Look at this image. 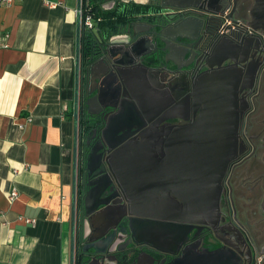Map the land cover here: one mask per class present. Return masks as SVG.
Segmentation results:
<instances>
[{
  "label": "flooded vegetation",
  "instance_id": "obj_1",
  "mask_svg": "<svg viewBox=\"0 0 264 264\" xmlns=\"http://www.w3.org/2000/svg\"><path fill=\"white\" fill-rule=\"evenodd\" d=\"M144 1L142 5L149 6L150 13L122 35L131 38L135 32L143 31L156 45L143 61L148 70L142 71L144 73L141 78L138 67L129 68L124 75L130 84L136 77L141 82L145 81L150 97H162V94L177 96L176 107L170 110L148 107L144 119L146 126L138 132H135L140 125L138 122H123L120 126L134 125L131 137L137 139L141 135L152 152L136 157L123 155L120 161L112 165L111 171L102 164L89 176L86 165L91 148L102 153V160L106 155L105 148L99 143L100 132L104 127L102 112L99 113L100 108L92 101L89 106L86 104L95 95L94 90L98 89L91 80L105 74V86L113 80L112 73L121 68L112 65L107 58H103L104 65L101 64V43L82 67L79 57V75L84 91L78 97L80 125L75 195L84 236L80 245L81 255L84 252L81 260L86 264L95 256L94 249L89 248L91 242L88 238L96 236L101 230L99 226L93 231L83 209V197L90 189L88 184L96 183V191L100 196L94 202H89V205L107 203L106 212H113L112 223L116 215L126 214L118 224H114V230L106 234L109 236L115 233L106 254L112 264H168L193 248L208 251L231 249L240 256V264H264V34L247 26L253 0ZM121 2L115 0L113 6ZM183 5H196L199 9L187 10L180 17L177 14L181 12L177 7ZM167 13L176 15L167 20L163 18ZM205 17L209 18L208 25L204 23ZM188 18L195 30L183 34L194 39L195 45L189 48L186 56V49L176 44H168L169 52L163 51L165 45L156 40L153 31L148 30L158 24L162 28L171 29ZM166 33L171 36L169 30ZM226 35L232 36L233 43L215 48L214 40H223ZM240 39L245 41L243 49L235 44ZM231 60L236 61L239 71L242 69V87L246 89H239L236 94L238 108L233 117L235 122L231 125L237 153L229 162L227 152L230 125L226 110L221 109L220 116H213L211 109L205 105L206 101L202 99L199 85L205 80L207 83L214 81L220 77L221 72L232 71ZM242 61L243 65L240 64ZM94 64L86 81L85 68ZM214 64H220L221 70H212L210 67ZM158 82L169 83L161 89ZM211 85L206 84V87ZM103 86L101 89L104 90ZM231 86L230 80L226 84L222 80L218 85L220 90ZM91 90L92 94L88 95ZM101 103L109 105L113 101L102 98ZM88 110L97 114L90 115ZM105 113L115 112L107 108ZM107 141L115 142L109 137ZM197 143L205 145L201 153H195L197 150H194V146ZM114 158H111V162ZM130 158L141 161L132 170V175L129 171ZM135 197L140 199L138 203ZM104 208V205H100L97 210ZM129 209L136 215H130ZM149 215L167 219L151 218ZM173 218L176 221L171 220ZM144 221L175 224L178 230L176 242L185 235L176 252H161L150 244L138 242V238L132 236L130 227ZM102 222L106 224L108 221ZM163 248L171 250L170 247Z\"/></svg>",
  "mask_w": 264,
  "mask_h": 264
},
{
  "label": "crops",
  "instance_id": "obj_2",
  "mask_svg": "<svg viewBox=\"0 0 264 264\" xmlns=\"http://www.w3.org/2000/svg\"><path fill=\"white\" fill-rule=\"evenodd\" d=\"M78 4L0 1V264H83L72 196L76 97L84 91Z\"/></svg>",
  "mask_w": 264,
  "mask_h": 264
},
{
  "label": "water",
  "instance_id": "obj_3",
  "mask_svg": "<svg viewBox=\"0 0 264 264\" xmlns=\"http://www.w3.org/2000/svg\"><path fill=\"white\" fill-rule=\"evenodd\" d=\"M108 5L111 6V4L115 0H104ZM121 1H131V0H121ZM178 1V0H177ZM215 2H218L219 0H214ZM177 9L180 10L181 13H178L180 17H182V14L186 12L187 10H198L199 8L196 5H183L180 7H177ZM249 21L247 22V26L251 28L252 30L259 31L264 34V0H253L252 8L249 11ZM174 15L172 13H167L163 15V18L169 20ZM141 22V20H140ZM205 25H208L209 18L205 17L204 19ZM136 26V25H135ZM148 30L153 31V34L155 35L156 40L161 42L165 45V47L162 49L163 51H168V44H176V46L183 47L186 49V54L189 52V48L193 47L195 45V40L191 37L184 35L183 32H194L192 21L188 19H183L178 23V25L172 27L171 29H165L162 28V25H156L153 26L152 29L148 28ZM171 32V36L167 35L166 31ZM147 31V30H146ZM176 41V42H175ZM233 43L232 36L226 35L223 40H214L213 46L216 48H220L222 45ZM236 45L239 46V49L245 48V41L244 39H240L236 41ZM154 45H156V42H152L150 38H148V35L146 32L143 31H137L134 33V35L131 38H128L125 35H116L108 39L104 44L101 46L100 54L102 55V58L99 59L102 65L103 58H107L112 65H118L121 69H117L112 73L113 80L109 82V84L103 86V84L106 81L105 74H102L100 77L94 78V80H91L92 83L96 84L98 86L97 90H94L96 93L90 99L87 101V106H89V102L92 101L95 106H98L100 108L99 113L102 115V122L104 127L102 128L100 132V140L99 143L101 144L102 148H105L104 154L105 158L102 160V153H99L98 149L92 147L88 159H87V165L86 170L88 171V175L91 176L95 171L99 169V167L104 164L108 167V170L111 171L112 165L114 163H117L121 160L122 156L124 155H133L134 157L139 156L143 153H151L152 151L149 150V147L147 143L144 141L143 137L141 135H138L139 137L136 139L135 137H131L133 134L132 128L134 125L130 126H120L123 122L128 120V122L136 121L140 125L137 126V131L141 130L143 127L146 126L145 122V110L147 108H165V109H172L176 107V99L177 96H167V95H161L162 97H150V93L148 91L146 82H141L139 80L141 78V74L144 73L142 71H147L148 67L143 64L144 59L150 55V52L152 49H154ZM79 56V55H78ZM78 56H77V84L80 81V75H79V62H78ZM182 56L183 58H185ZM232 62V71L230 72H221V75L219 78L214 79V81H202L201 86L199 85V88L201 90V96L204 101H206L205 105L208 106V108L211 109L213 116H217L220 114L221 109L226 110L227 113V121L229 126V144H228V152H227V160L230 162L235 156H236V144L233 140V127L231 123L235 119L233 117L236 116V111L238 108V100H237V92L239 89L244 90L246 87H242V82L244 79V75L241 72L242 69L239 71L237 67V63L235 60H231ZM241 65L244 64V61L240 62ZM94 65H89L85 68V74L84 79L88 81L89 79V73L93 71ZM140 69V78L135 79L132 84L127 83V80L125 78V73L128 71V69ZM212 70L219 71L221 70L220 64H214L210 67ZM181 68H177V70H180ZM237 70V71H236ZM123 71V72H122ZM123 73V74H122ZM102 77V78H101ZM139 80V81H137ZM218 80V82H217ZM224 81L226 84L229 80L231 81V87L224 88L220 90L218 85L220 86L221 81ZM161 87V89H164V87H167V83L169 82H158ZM223 83V82H222ZM206 84H212L209 88L206 87ZM101 86L104 87V90L101 89ZM100 87V88H99ZM128 90V92H127ZM93 90L88 92L89 94H92ZM165 92V91H164ZM130 93V94H129ZM166 93V92H165ZM168 94V93H166ZM82 95V94H81ZM78 94L76 97V103H78ZM102 98L104 99H110L113 101V104L104 105L102 102ZM113 109L115 113H104V111L107 109ZM88 113L90 115H96V112L88 110ZM145 117H143V115ZM220 116V115H219ZM203 118V117H202ZM168 120V119H167ZM77 125V123L75 122ZM76 127V126H75ZM126 131V132H124ZM125 133L127 135H125ZM129 133V134H128ZM107 137L114 139L115 142L109 143L107 141ZM135 140V142H131V140ZM78 141V140H77ZM75 139L74 143V176L76 177V174L78 173V169L76 168V159H77V145L78 142ZM104 142V145H103ZM77 144V145H76ZM89 144V142L87 143ZM205 147V145H202ZM198 143L196 146H194V150L196 149L195 153H201V148ZM151 149V148H150ZM114 158V161L111 162V158ZM110 158V159H109ZM129 171L130 174L132 170L134 171L136 169L137 165H140L141 161L137 160L136 158H130L129 160ZM120 165V164H119ZM77 171V172H76ZM132 175V174H131ZM130 178V175H129ZM75 184V183H74ZM96 183H89L88 186L90 189L88 192L84 195L83 200L85 201V207L83 208L85 211V218H87L90 221L91 228L93 231L96 229V227H101L100 232L94 236L89 237L88 240L91 242V245L89 248L94 249L95 256L91 257L90 260L86 264H112V260L107 257L108 247L113 242L115 233H112L109 236H106V234L114 230L115 223H119L120 220L124 218L126 215L118 214L116 215L114 219V223H112V213L106 212L108 205L107 203H92V205H89V202H94L95 200L99 199V192L96 191ZM132 184L130 183L129 186ZM73 196V205L75 208V189H74V195ZM136 203L140 201V199L135 197ZM100 205H104V209L97 210V208ZM133 208L134 205L132 206ZM106 209V210H105ZM105 210V211H104ZM124 210V209H123ZM165 210V209H164ZM162 210V211H164ZM129 214L131 213L129 209ZM109 215V216H108ZM151 218H158V219H167L166 217L156 216V215H149ZM148 216V217H149ZM169 219V218H168ZM95 220H98L94 222ZM108 221L106 224H103L102 221ZM171 220H175L176 218H173ZM130 231L133 237L138 238V242H142L147 244H150L154 249L161 252H168V253H175L176 249L178 248L179 244L182 242V239L185 235L178 239V242H176V225L170 224L168 222H153V221H144L139 222L137 225H131ZM170 247L171 250H166L163 247ZM89 248L85 249L87 251ZM84 252H82L81 259H83ZM241 258L238 256L237 252L231 249L227 250H199L198 248H193L185 253L182 254L179 258L174 259L168 264H240Z\"/></svg>",
  "mask_w": 264,
  "mask_h": 264
},
{
  "label": "trees",
  "instance_id": "obj_4",
  "mask_svg": "<svg viewBox=\"0 0 264 264\" xmlns=\"http://www.w3.org/2000/svg\"><path fill=\"white\" fill-rule=\"evenodd\" d=\"M92 7L91 14L97 18L99 16L101 21L97 23L96 31H84L83 29L80 31V49L78 54V59L80 57L81 62L80 67L85 65L87 58L97 51L100 43L102 45L113 36L128 33L133 24L144 19L150 13L149 6L135 3H120L109 10H101L99 4H93ZM77 124L79 127L80 115Z\"/></svg>",
  "mask_w": 264,
  "mask_h": 264
},
{
  "label": "built area",
  "instance_id": "obj_5",
  "mask_svg": "<svg viewBox=\"0 0 264 264\" xmlns=\"http://www.w3.org/2000/svg\"><path fill=\"white\" fill-rule=\"evenodd\" d=\"M3 2V0H0ZM5 2H8V0H5ZM133 2V0L131 1H122L121 3L123 4H129ZM114 3L110 5H108L107 3H101L99 4V8L101 10H109V9H112ZM93 4L91 3L90 0H79V4H78V8L76 10V14H77V17H78V28H79V35H80V31L81 29H83L84 31H96V25L98 22H100L101 18L98 16L97 17H94L92 14H91V10H92V7ZM0 46H3L4 48L6 47V45L4 46V44H0ZM78 154V150L76 152ZM78 156V155H77ZM76 168L78 169V158L76 159ZM77 172V171H76ZM77 176V174H76ZM18 196V193L15 189H12L10 191V193L8 194V201L11 203L13 202L16 197ZM27 223H32V221H29L27 220L26 221Z\"/></svg>",
  "mask_w": 264,
  "mask_h": 264
},
{
  "label": "rangeland",
  "instance_id": "obj_6",
  "mask_svg": "<svg viewBox=\"0 0 264 264\" xmlns=\"http://www.w3.org/2000/svg\"><path fill=\"white\" fill-rule=\"evenodd\" d=\"M79 112H77V114H76V118H77V123H78V119H79Z\"/></svg>",
  "mask_w": 264,
  "mask_h": 264
}]
</instances>
